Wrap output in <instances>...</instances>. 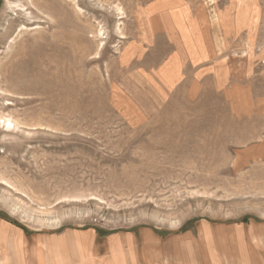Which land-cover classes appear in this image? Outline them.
<instances>
[{
	"label": "rangeland",
	"instance_id": "1",
	"mask_svg": "<svg viewBox=\"0 0 264 264\" xmlns=\"http://www.w3.org/2000/svg\"><path fill=\"white\" fill-rule=\"evenodd\" d=\"M101 262L264 264V0H0V264Z\"/></svg>",
	"mask_w": 264,
	"mask_h": 264
},
{
	"label": "crops",
	"instance_id": "2",
	"mask_svg": "<svg viewBox=\"0 0 264 264\" xmlns=\"http://www.w3.org/2000/svg\"><path fill=\"white\" fill-rule=\"evenodd\" d=\"M109 242L112 243L116 247H111L109 244V246H107L108 250L113 251L116 254H121L125 256V255H135V253H137V249L132 246V241L129 237H113L112 239L109 240ZM120 242H121V245H120ZM154 243L156 244V242ZM118 245L120 246L117 247ZM156 249H158L159 255L161 256L167 255L168 257V253H169L168 249L166 248L163 249L162 247H159V246ZM102 262L100 264H103Z\"/></svg>",
	"mask_w": 264,
	"mask_h": 264
},
{
	"label": "trees",
	"instance_id": "3",
	"mask_svg": "<svg viewBox=\"0 0 264 264\" xmlns=\"http://www.w3.org/2000/svg\"><path fill=\"white\" fill-rule=\"evenodd\" d=\"M188 228V227H185V229ZM100 235V234H99Z\"/></svg>",
	"mask_w": 264,
	"mask_h": 264
},
{
	"label": "bare ground",
	"instance_id": "4",
	"mask_svg": "<svg viewBox=\"0 0 264 264\" xmlns=\"http://www.w3.org/2000/svg\"><path fill=\"white\" fill-rule=\"evenodd\" d=\"M32 3V2H31ZM50 248V247H49Z\"/></svg>",
	"mask_w": 264,
	"mask_h": 264
}]
</instances>
